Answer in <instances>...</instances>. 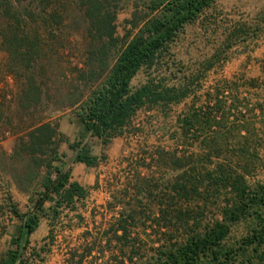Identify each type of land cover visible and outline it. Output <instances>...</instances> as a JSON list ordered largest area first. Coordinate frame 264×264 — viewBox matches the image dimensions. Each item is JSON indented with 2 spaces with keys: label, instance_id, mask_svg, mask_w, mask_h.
I'll list each match as a JSON object with an SVG mask.
<instances>
[{
  "label": "trees",
  "instance_id": "obj_1",
  "mask_svg": "<svg viewBox=\"0 0 264 264\" xmlns=\"http://www.w3.org/2000/svg\"><path fill=\"white\" fill-rule=\"evenodd\" d=\"M122 1L0 0V49L7 52L13 66L30 73L23 90L27 104L40 100L42 89L36 78L45 73L43 58L48 49L51 52L63 46L71 30L78 31L80 24L81 36L88 42V69H77L75 84L60 100L63 108L71 109L77 137L72 141L62 139L57 125L50 122H42L29 132L23 149L31 155L35 168L44 169L41 189L25 212H20L8 196L10 211L20 227L10 240L11 247L0 256V264H27L29 257L35 256V249L29 248L30 236L40 219L49 216L52 225L51 220L63 210L75 212L88 196V189L72 178L71 167L58 152L61 141L73 152L71 163L95 167L101 157L93 153L88 137L106 146L124 133L137 111L168 107L196 91L201 70L196 74L175 67L171 48L186 25L200 19L204 28L212 26L210 10L216 0H132L134 9L126 20L129 28L119 36L116 18ZM221 34L224 49L212 55L207 67L234 43L249 37L250 31L242 24L223 29ZM111 49L114 60L108 66L106 58ZM165 69L166 79L159 73ZM141 70L146 80L133 87L131 82ZM200 117L197 111L179 116L176 122L181 135L194 136L204 124L211 128L219 123ZM217 138L212 142L217 143ZM242 138L247 141L249 136L243 134ZM211 150L219 156L218 147ZM210 153L193 160L192 154L177 156L161 149L158 160L177 173L162 185L137 174L131 194L125 188L120 196L112 195L108 206L120 205V209L104 231L105 243H113L130 264H264V182L250 183L245 171H237L226 162H216L210 169L204 167L202 161ZM220 190H225L224 201L209 220L204 219L200 205L196 209L187 206L199 200L205 204ZM52 197V204L46 207ZM147 197L155 200L156 209L141 205ZM131 200H135L133 205ZM147 222L161 239L149 252L140 253L141 245L130 236L131 230L138 225L145 228ZM160 228L163 231H158ZM83 259L81 254L77 264Z\"/></svg>",
  "mask_w": 264,
  "mask_h": 264
},
{
  "label": "rangeland",
  "instance_id": "obj_2",
  "mask_svg": "<svg viewBox=\"0 0 264 264\" xmlns=\"http://www.w3.org/2000/svg\"><path fill=\"white\" fill-rule=\"evenodd\" d=\"M133 9L132 0L119 4L117 35H124L129 28L126 20ZM210 14L212 26L204 28L200 19L186 25L171 48L175 67L196 74L201 70L195 92L168 107L137 111L124 133L106 146L88 137L93 153L101 157L95 167L71 163L73 152L65 141L59 143L62 160L71 167L72 178L88 189V196L75 212L63 210L57 219L51 220L52 225L49 216L40 219L30 236L29 248L35 249V256L29 257L27 264H77L81 254H84L81 264H130L113 243H105L104 231L120 209V205L110 208L108 203L112 195L120 196L122 189H129L131 194L137 174L152 179V184L162 185L177 173L158 160L161 149L177 156L192 154L195 160L197 156L205 158L211 148L218 147L219 156L211 150L210 157L202 161L204 167L210 169L216 162H226L237 171H245L250 183L264 182V0H216ZM242 24L249 26L250 36L234 43L207 67L212 55L221 47L224 49L221 31ZM82 31L80 24L78 31L71 30L68 42L46 52L45 73L36 78L42 89L39 102L27 104L24 100L23 90L30 73L13 66L7 52L0 49V256L11 247L10 240L17 236L20 227V221L10 211L8 196L20 212H25L41 189L44 169L35 168L31 155L23 149L29 132L42 122H50L57 125L62 139L72 141L77 137L71 109L63 108L60 100L75 84L77 69H88L85 66L88 42L81 36ZM113 60L111 49L106 64L111 66ZM159 73L166 79V69ZM145 80L146 73L141 70L131 85L138 86ZM192 111H197L202 120L209 118L219 123H213L211 128L204 124L194 136L185 137L176 119ZM243 134L249 136L247 141ZM216 136L217 143H213ZM224 198L225 190H220L205 204L199 200L187 206L196 209L200 205L204 219L209 220L217 214ZM53 199L46 202V207ZM134 203L131 200L130 205ZM141 205L156 209L151 197L143 198ZM148 225L149 222L145 228L138 225L131 230L130 236L141 245L140 253L149 252L161 239L160 233L153 232Z\"/></svg>",
  "mask_w": 264,
  "mask_h": 264
},
{
  "label": "crops",
  "instance_id": "obj_3",
  "mask_svg": "<svg viewBox=\"0 0 264 264\" xmlns=\"http://www.w3.org/2000/svg\"><path fill=\"white\" fill-rule=\"evenodd\" d=\"M78 164H81V163H78Z\"/></svg>",
  "mask_w": 264,
  "mask_h": 264
}]
</instances>
